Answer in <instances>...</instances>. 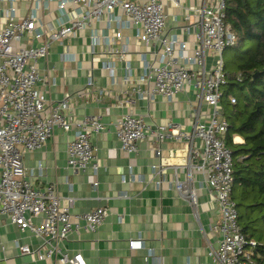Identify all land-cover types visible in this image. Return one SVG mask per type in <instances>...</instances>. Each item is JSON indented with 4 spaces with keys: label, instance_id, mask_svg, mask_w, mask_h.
I'll use <instances>...</instances> for the list:
<instances>
[{
    "label": "built area",
    "instance_id": "obj_1",
    "mask_svg": "<svg viewBox=\"0 0 264 264\" xmlns=\"http://www.w3.org/2000/svg\"><path fill=\"white\" fill-rule=\"evenodd\" d=\"M8 2V15L0 27V214L7 215L18 230H28L37 236L42 246V250H31L27 244H17L19 252L33 254L37 260L53 257L58 264H86L80 252L68 255L61 244L80 227L95 231L108 215L107 208L99 206L72 218L69 210L72 199L67 197L62 203L54 184L43 189L33 186L28 178L32 172L24 167L22 155L44 146L55 128L73 131V138L66 145L67 166L73 172L89 168L92 174H97L99 164L90 137L105 130L106 125L97 115L75 117L70 111L68 93L60 100L47 101L36 87L37 61L46 57L51 43L74 35L92 20L112 17L118 7L126 20L137 26L139 41H157L160 45V63L154 66L145 63L146 72L137 80L151 83L147 97L161 96L169 102L189 87L194 94V100L188 102L193 121L187 130L169 120L152 126L132 112L120 115L113 123L119 149L136 153L138 142L150 139L152 151L159 158L151 168L159 173L165 167L172 169L169 184L192 207L195 216L198 190L206 192L217 210V221L211 226L217 239L213 245H207L209 259L203 264H254L257 243L240 232L237 209L231 198L228 127L220 114L221 87L226 83L222 53L225 47L237 43V37L225 23L226 0H200L185 13L186 20L193 18L196 44L191 55L180 56L188 65L175 61V38L161 35L166 21L165 5L180 6L179 0H57L60 12L71 6L76 13L50 26L40 23L33 13L15 17V0ZM117 29L113 38L120 39L121 32ZM31 40L37 43L32 44ZM179 47L184 49L185 43H179ZM210 54L214 59L207 70L206 57ZM91 83L89 80L87 84ZM229 101L235 100L230 96ZM203 105L206 111H202ZM165 140L182 143L183 162L162 159L159 144ZM173 155L170 153V157ZM96 185L94 182L93 186ZM33 218H38V222H33ZM128 246L140 247L141 242L129 240Z\"/></svg>",
    "mask_w": 264,
    "mask_h": 264
},
{
    "label": "crops",
    "instance_id": "obj_2",
    "mask_svg": "<svg viewBox=\"0 0 264 264\" xmlns=\"http://www.w3.org/2000/svg\"><path fill=\"white\" fill-rule=\"evenodd\" d=\"M199 1L179 0L180 6L164 7L166 21L161 35L175 38L173 55L177 64L188 65L185 56L196 47L193 18L186 20L185 13ZM14 6L15 17L33 13L45 26L76 13L71 6L60 12L57 0H15ZM8 7V0H0V27ZM117 28L120 39L113 38ZM136 34L137 26L130 24L117 7L112 17L92 20L74 35L51 43L46 57L37 61L36 87L47 101L60 100L68 93L70 111L75 117L97 115L106 125L105 130L90 137L99 164L97 174L89 168L73 172L67 166L66 145L73 138V131L59 128L40 149L23 153V165L32 172L28 178L33 186L43 189L54 184L62 203L67 197L72 199V218L95 207L107 208L108 215L95 231L80 227L62 242L68 255L80 252L86 264H203L209 259L207 245H213L217 239L211 230L217 221V210L206 192L198 190L195 216L192 207L169 184L172 169L165 167L159 173L151 168L159 158L152 151L150 139L138 142L136 153L119 149L113 123L124 113L140 115L152 126L173 121L186 130L193 121L188 108V102L194 100L192 87L169 102L161 96L147 97L151 83L137 80L146 72L145 63H160L161 50L157 41L142 43ZM181 42L185 43L184 49L179 47ZM30 43L36 44L37 40ZM213 59L212 54L206 57L207 70ZM89 80L91 85L87 84ZM206 110L203 105L202 111ZM234 142L242 139L234 136ZM159 145L162 159L184 161L182 143L165 140ZM170 153L174 155L170 157ZM159 179L160 184H156ZM32 221L37 223L38 218ZM129 240H139L141 246L130 248ZM17 244L42 250L37 236L18 230L7 215L0 214V264H58L53 257L37 260L33 254H21Z\"/></svg>",
    "mask_w": 264,
    "mask_h": 264
},
{
    "label": "trees",
    "instance_id": "obj_3",
    "mask_svg": "<svg viewBox=\"0 0 264 264\" xmlns=\"http://www.w3.org/2000/svg\"><path fill=\"white\" fill-rule=\"evenodd\" d=\"M225 23L237 37L238 55L220 99L232 159L231 198L240 232L257 243L253 262L264 264V0H226Z\"/></svg>",
    "mask_w": 264,
    "mask_h": 264
},
{
    "label": "rangeland",
    "instance_id": "obj_4",
    "mask_svg": "<svg viewBox=\"0 0 264 264\" xmlns=\"http://www.w3.org/2000/svg\"><path fill=\"white\" fill-rule=\"evenodd\" d=\"M233 50H234L233 47H225L222 53V58L225 65V71L229 73H233L236 71L235 62L238 55H236V53ZM220 114L224 115V111L222 110V108Z\"/></svg>",
    "mask_w": 264,
    "mask_h": 264
}]
</instances>
